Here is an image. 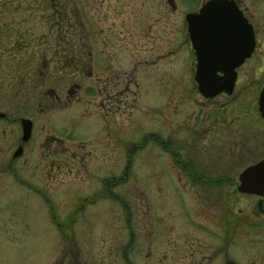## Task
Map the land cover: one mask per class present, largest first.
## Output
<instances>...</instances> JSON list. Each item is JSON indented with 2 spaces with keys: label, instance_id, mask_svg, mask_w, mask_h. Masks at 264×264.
Instances as JSON below:
<instances>
[{
  "label": "rangeland",
  "instance_id": "1",
  "mask_svg": "<svg viewBox=\"0 0 264 264\" xmlns=\"http://www.w3.org/2000/svg\"><path fill=\"white\" fill-rule=\"evenodd\" d=\"M140 1L0 0V80L10 76L3 80L7 84L11 75H25L24 86L31 85L25 92L27 114L36 119L38 129L42 126L62 140L55 160L64 165L58 174L63 183L53 199L48 196V203L38 195L0 194V264H156L168 242L180 245L184 239L216 241L218 251L224 250L219 261L264 264V218L250 215L259 198L235 191L238 175L264 158V130L258 131L253 123L248 134L237 136L239 140L218 128L201 132L192 118L200 110L199 98L188 81L190 56L183 25L184 15L201 0H170L165 5V0ZM246 5L258 28H264V0ZM120 11L123 16L117 18ZM88 38L97 73L105 54H112L108 59L113 66L114 56L119 59L123 92L121 108L115 112L122 122L118 141L123 159L130 143L157 136L169 141L166 150L190 162L194 173L216 184L178 180L184 173L173 167L175 156L148 139L126 170L120 201L113 190L111 198L97 199L89 207L100 182L115 175L113 140H104L106 152H95L94 143L101 115L114 106L96 91L101 85H90L97 93H87L89 83L81 72L68 69L70 59L56 65L62 53L81 58ZM37 48L44 65L34 71ZM17 51L34 53L25 55L33 58L30 70L22 72V66L15 65L28 63L21 55L13 56ZM16 89L9 96L10 105L17 108ZM72 89L76 93L68 98ZM235 107L231 109L237 111ZM248 108L252 115L257 113L255 99ZM212 139L215 147L210 149ZM81 141L94 162L82 174L86 185H72L69 182L79 173L78 168L69 173L68 152L73 142ZM205 161L218 164L211 167ZM123 165L125 170L126 162ZM80 205L84 209L77 211ZM179 253L175 250L172 256Z\"/></svg>",
  "mask_w": 264,
  "mask_h": 264
},
{
  "label": "flooded vegetation",
  "instance_id": "2",
  "mask_svg": "<svg viewBox=\"0 0 264 264\" xmlns=\"http://www.w3.org/2000/svg\"><path fill=\"white\" fill-rule=\"evenodd\" d=\"M135 1V3L138 2V0ZM209 1L211 0H201L196 9L184 15L183 19L184 42L185 46L188 47L190 56L188 65L190 79L188 81L195 89L196 96L199 98L197 105L200 110L193 114L192 118L195 119V124L199 129H201V132H212L218 128L227 133L229 136L233 135L232 139L235 140L237 139V136H245L249 131L250 125L253 123L260 127V130L258 131H262V129L264 130V120L258 112V98L262 88L264 87V28H258L255 17L253 18L249 7L246 5V1L249 0H222L232 2L236 9L240 12L242 20L251 27L253 34V50L250 56L248 58H243L241 64H239L236 68H234V60L220 65L212 63V60L203 59L202 62H200V60H197L193 44L190 40L186 17L189 14H197L201 7ZM140 2L143 4V0ZM165 3L169 4L171 1L165 0L163 4L165 5ZM131 6L135 5L132 4ZM106 15L107 14L105 12V16ZM122 16L123 11H120L117 13L116 17L119 18ZM214 45L215 44L211 42L201 41L200 43L201 48L213 47ZM248 47L249 44H247V42L239 39L232 44L231 48L228 44V47H226L225 50H227L228 53L229 51L234 53L236 48V52L243 57ZM36 50L37 52H35V55L31 51L25 53L17 51L13 54V56L21 55L22 60L28 62L25 64H15L22 66V72L33 66L30 64V59L33 58L29 59L25 55L36 56L35 60H38V63H34V71H39L41 69L40 67L44 65L42 63L43 52L38 48ZM51 54L55 55V52L51 51ZM68 54L62 53V56L57 58L56 65H62L64 61H67V59L69 61L70 59L72 63L69 64L68 69L74 72H81V77L89 83V88L92 84L96 88L101 85V89L96 91L100 97L104 93L107 97L105 101H108L107 103L112 101L111 104L114 106L112 111H106L105 114L101 115V128L99 129L96 137H94V143L97 149L94 150L95 152L98 150L100 152H106L109 147H107V144H104V140L105 142L108 138L113 140L115 157L111 165L114 166L115 175L110 177V181L108 182H100V186L98 188L99 191L93 193V199L91 201L88 202L87 199L84 198V201L88 202L89 207L95 204L97 199L111 198L113 190L115 192L116 201H120V197L118 196L120 194L122 180L127 178L126 170L128 166L131 165L132 158L135 157L134 153L142 151L148 139H153L154 141L156 140L155 142L157 143L155 144L158 145V147L160 146L166 154H173L175 156V159L171 160L173 161V167L181 169V173H184L182 175L183 177H177L178 180L185 178L199 184H216L218 182L217 180H208L205 177L194 173L192 170L194 166H191L188 161H181L179 156L172 152L171 148L166 150L170 142L162 140L157 136L148 137L141 143H130L131 146L129 152L124 160L121 151L122 146L118 141L120 138L118 131L119 129H122V122L118 120L117 111L121 108V96L123 92L121 70L119 69L120 64H118L119 59L114 56L115 65L113 66L110 64L108 59V56L112 54H105L107 55L106 62L102 65L100 73H97L93 66L94 60L92 55L93 53L90 49L89 38L87 49L82 54L81 58L78 54ZM57 55L59 54L57 53ZM52 58L50 59V62L54 63ZM81 62H83V64H81ZM204 64L205 68L202 70L201 67ZM230 73H232L234 78L230 94L220 92L212 98H206L199 92V86L207 87L228 84L227 82L230 80ZM8 77L10 78V76L3 75L5 80ZM11 78L12 79H10L7 84L4 83V79V81L0 80V108L4 109L3 111H0V194L14 193L20 195L27 193V195L29 194L35 197L38 195L39 198L48 203L50 201L48 196L50 199H53V194L57 192L59 184L63 183V181H59L60 177L58 174L59 169L64 165L60 166L59 163H57L58 161L56 162L55 160L58 156V146L62 140H60L49 129V132L44 131L45 128L42 126L38 129L36 119L28 116L27 108L25 106V92L27 93V88H30L31 85L27 86V88L24 86V82L26 81L21 78H25V75H11ZM27 83L30 84V81H27ZM37 84L36 80L33 84L35 92H37ZM16 86L19 87L18 90L16 89L19 96L15 94V98L17 97L19 99L17 108L10 105L11 99L9 96ZM109 90L110 92L113 91V96L108 94ZM96 91L90 88L87 93L89 95H93L97 93ZM74 93H76L74 89L69 90L67 92L68 98ZM47 95H49L51 99H55L54 101H58V98L54 93H49ZM251 97H253V100L255 99V103L257 105V113L254 115L246 110L250 107V104L253 101ZM231 107L237 108V111L231 109ZM115 109L118 110L115 112ZM22 120L30 122L31 128L28 133H25L22 128ZM206 135L208 134L206 133ZM203 139L204 138L202 137V140ZM214 142L215 141L212 139L211 144L209 143L207 147L210 149L215 147ZM262 144L264 145V142H262ZM72 146L73 148L70 149V152H68V165L71 168L69 173H72V171L73 173H77L76 168H78L79 175H74L73 181L69 183L72 185L74 183L86 185V181L82 174L88 173L89 170H87V168L94 162L90 159L91 152L86 151L88 145L82 141L73 142ZM104 157H106V155H104ZM261 160H264V158ZM125 162L127 167H125L124 170L123 164ZM205 163L211 167H214V164H218L212 161H205ZM254 164H256V162ZM80 171H82L81 174ZM123 173H125L124 177L122 176ZM237 186L238 183L236 184V188ZM226 205L228 210L232 209L228 203ZM118 206L121 207V203H119ZM83 209L84 205H80V207L76 210L82 211ZM250 215L253 216L254 219L258 220L264 218V201L262 198H259L256 208L251 211ZM175 242L176 241L168 242L166 244V253L156 261V264H235L234 260L219 261L218 254H223L224 250L218 251L216 241L184 239L180 245H177ZM175 250L180 252L177 258L172 256Z\"/></svg>",
  "mask_w": 264,
  "mask_h": 264
},
{
  "label": "water",
  "instance_id": "3",
  "mask_svg": "<svg viewBox=\"0 0 264 264\" xmlns=\"http://www.w3.org/2000/svg\"><path fill=\"white\" fill-rule=\"evenodd\" d=\"M188 33L193 44L197 60H212V63L223 64L234 60V68L241 64L243 58H248L253 50L252 29L241 17L240 12L232 2L211 0L201 7L197 14H189L186 17ZM244 40L249 44L246 53L241 57L235 48L232 53L225 50L232 47L237 40ZM202 42H211L213 47H200ZM207 63V62H206ZM205 64L201 67L203 70ZM232 68V67H230ZM223 71V70H222ZM226 73V71H225ZM233 75L226 85L199 86V92L206 98H212L220 92L230 94L233 85ZM258 112L264 120V87L258 98ZM22 128L25 133L30 131V122L22 120ZM236 192L242 195H252L262 198L264 201V160L246 167L238 176Z\"/></svg>",
  "mask_w": 264,
  "mask_h": 264
}]
</instances>
